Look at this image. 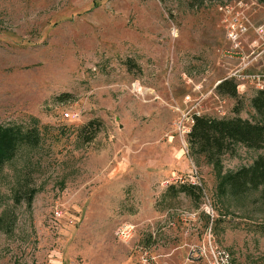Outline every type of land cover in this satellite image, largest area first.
I'll list each match as a JSON object with an SVG mask.
<instances>
[{"label":"rangeland","instance_id":"rangeland-1","mask_svg":"<svg viewBox=\"0 0 264 264\" xmlns=\"http://www.w3.org/2000/svg\"><path fill=\"white\" fill-rule=\"evenodd\" d=\"M259 27L256 0H0V125L40 136L0 172V264H206L209 236L232 264H264L262 187H220L261 151L215 164L187 142L193 115L257 119ZM191 181L197 199L170 189Z\"/></svg>","mask_w":264,"mask_h":264},{"label":"trees","instance_id":"trees-1","mask_svg":"<svg viewBox=\"0 0 264 264\" xmlns=\"http://www.w3.org/2000/svg\"><path fill=\"white\" fill-rule=\"evenodd\" d=\"M195 1L202 2L203 0ZM256 1L259 4H264V0ZM216 91L220 95L231 98L238 96L234 79L221 81L216 86ZM250 105L257 116L255 121L239 116L213 118L193 115L187 142L192 154L203 155L207 161L215 164L218 163L221 156L233 152L236 145L261 151L252 165L242 167L225 176L220 187L222 188L221 193H228L231 196H241L248 191H255L262 187L261 198L264 200V90L255 92L250 100ZM235 113H238L237 108H235ZM95 131L92 132L90 139ZM39 139V133L35 128L24 130L17 126L0 125V172L15 157L19 148L36 146ZM170 189L174 190L176 194L182 193L193 199H197L202 193L199 187L190 183L180 185L178 188L172 186ZM28 195V201H30L32 191ZM3 229V221L0 218V231Z\"/></svg>","mask_w":264,"mask_h":264},{"label":"built area","instance_id":"built-area-1","mask_svg":"<svg viewBox=\"0 0 264 264\" xmlns=\"http://www.w3.org/2000/svg\"><path fill=\"white\" fill-rule=\"evenodd\" d=\"M230 28L231 31L229 32L228 37L232 40H235L237 38L234 34L235 26L233 25ZM239 30L244 32L245 28L239 26ZM258 32L264 37V29L262 27L258 28ZM247 78L251 79L254 87L257 90H264V74H255L252 76H248ZM64 116L69 117V114L65 113ZM190 183L193 186H197L196 182L194 181H191ZM198 185L200 186V184ZM116 234L120 240L127 241L131 239L133 235V227L128 224H124L118 228ZM209 238L211 240L210 236ZM210 240H208L209 243L207 245H204L203 248H198V250L195 251V253L197 254V258L204 259L206 264H232V261L229 258L228 254L219 249L214 244L213 240H211L212 242ZM141 258L143 264H151V262L153 261V259L149 258L145 253L141 256Z\"/></svg>","mask_w":264,"mask_h":264},{"label":"crops","instance_id":"crops-1","mask_svg":"<svg viewBox=\"0 0 264 264\" xmlns=\"http://www.w3.org/2000/svg\"><path fill=\"white\" fill-rule=\"evenodd\" d=\"M258 54H260V53H258Z\"/></svg>","mask_w":264,"mask_h":264},{"label":"water","instance_id":"water-1","mask_svg":"<svg viewBox=\"0 0 264 264\" xmlns=\"http://www.w3.org/2000/svg\"><path fill=\"white\" fill-rule=\"evenodd\" d=\"M220 83V82H219Z\"/></svg>","mask_w":264,"mask_h":264}]
</instances>
